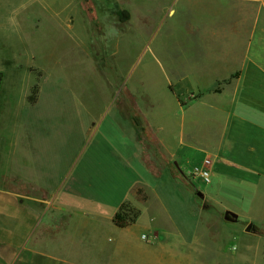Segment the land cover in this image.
<instances>
[{
  "label": "rangeland",
  "instance_id": "374dc122",
  "mask_svg": "<svg viewBox=\"0 0 264 264\" xmlns=\"http://www.w3.org/2000/svg\"><path fill=\"white\" fill-rule=\"evenodd\" d=\"M244 1L0 0V187L42 196L19 175L30 174L60 196L80 191L78 201H131L148 224L165 217L162 204L192 213L178 206L188 193L169 171L217 228L205 239L224 249L225 264H264V222L224 219L227 206H251L253 192L226 190L219 163L211 184L188 175L205 156L188 146L194 135L209 139L216 129L211 100L196 106L212 80L199 72L186 80L183 67L195 74L194 57L226 51L212 49L215 21L227 23L230 46L248 40L235 25L252 24L258 5ZM137 188L147 202L136 200Z\"/></svg>",
  "mask_w": 264,
  "mask_h": 264
},
{
  "label": "crops",
  "instance_id": "0c3cea01",
  "mask_svg": "<svg viewBox=\"0 0 264 264\" xmlns=\"http://www.w3.org/2000/svg\"><path fill=\"white\" fill-rule=\"evenodd\" d=\"M244 2L258 5L252 24L235 25L238 31L246 27L248 40L233 41L230 46L224 30L227 23L215 21L212 49L226 51L194 57L197 72L184 67L183 72L186 80L196 78L198 72L199 77L212 80L209 97L196 106L211 100L206 106L207 121L210 129H216L209 139L194 135L188 146L204 158L211 157L214 165L221 164L226 190L242 184L253 192L246 210L225 209L257 225L264 222V0ZM220 82L221 93H214ZM199 120L192 118L194 127ZM166 173L188 193L187 201L178 206L192 213L181 216L162 204L165 217L161 221L155 217L146 224L140 218L126 228L113 221L123 202L110 207L93 200L78 201L80 191L67 190V195L60 196L55 185L20 173L24 182L43 194L29 196L0 187V264H225L224 249L205 239L217 234L216 227H209L210 217H203L187 183ZM228 262L232 264L233 259L229 257Z\"/></svg>",
  "mask_w": 264,
  "mask_h": 264
},
{
  "label": "trees",
  "instance_id": "16d2710c",
  "mask_svg": "<svg viewBox=\"0 0 264 264\" xmlns=\"http://www.w3.org/2000/svg\"><path fill=\"white\" fill-rule=\"evenodd\" d=\"M37 94V93H36ZM31 104L37 103V97L33 95L29 98ZM136 200L139 202H147L149 200V195L144 191L143 188H137L135 190ZM141 215V210L134 205L131 201L123 202L114 215L113 221L117 227L126 228L135 224Z\"/></svg>",
  "mask_w": 264,
  "mask_h": 264
},
{
  "label": "built area",
  "instance_id": "2783aa9c",
  "mask_svg": "<svg viewBox=\"0 0 264 264\" xmlns=\"http://www.w3.org/2000/svg\"><path fill=\"white\" fill-rule=\"evenodd\" d=\"M213 166L214 161L211 157H206L201 162L200 165L195 166L189 173V177L192 178H199L201 179L205 184H211L213 181ZM187 177V178H189ZM144 239L149 241V238L144 236Z\"/></svg>",
  "mask_w": 264,
  "mask_h": 264
},
{
  "label": "water",
  "instance_id": "95a60500",
  "mask_svg": "<svg viewBox=\"0 0 264 264\" xmlns=\"http://www.w3.org/2000/svg\"><path fill=\"white\" fill-rule=\"evenodd\" d=\"M198 196L203 198L204 195L202 193H198ZM224 219L227 220V221H231V222H235L238 220V215L231 212V211H226L225 212V215H224ZM251 229H253V226L252 225H249L247 230L250 231Z\"/></svg>",
  "mask_w": 264,
  "mask_h": 264
}]
</instances>
